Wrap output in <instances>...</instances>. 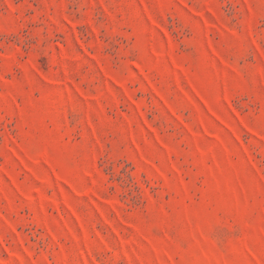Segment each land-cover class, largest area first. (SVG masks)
I'll return each instance as SVG.
<instances>
[{
  "label": "rangeland",
  "instance_id": "374dc122",
  "mask_svg": "<svg viewBox=\"0 0 264 264\" xmlns=\"http://www.w3.org/2000/svg\"><path fill=\"white\" fill-rule=\"evenodd\" d=\"M0 264H264V0H0Z\"/></svg>",
  "mask_w": 264,
  "mask_h": 264
}]
</instances>
